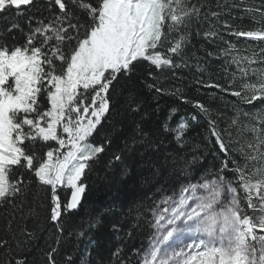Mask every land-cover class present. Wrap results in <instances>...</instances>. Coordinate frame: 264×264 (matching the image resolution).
I'll return each mask as SVG.
<instances>
[{
	"label": "snow or ice",
	"instance_id": "obj_1",
	"mask_svg": "<svg viewBox=\"0 0 264 264\" xmlns=\"http://www.w3.org/2000/svg\"><path fill=\"white\" fill-rule=\"evenodd\" d=\"M205 7V0H0V18L14 13L0 33V264H35L37 248L43 264H76L73 254L61 251L73 236L87 238L79 264H91L98 245L89 233L100 218L82 219L71 231L69 225L82 206L87 173L111 144L107 135L93 142L94 134L123 95L117 84L131 80L138 65L147 62L149 76L188 66L191 28L202 19L209 22L203 38L226 45L207 55L223 59L230 86L241 82L230 93L218 83L205 86L235 97L234 115L223 131L216 120H208V143L218 154V166L148 207L150 235L136 252V264H264V49L241 55L219 31L231 25L219 26L221 13ZM262 8L245 10L254 11L253 22L262 29H233L228 35L264 41ZM147 87L163 91L156 84ZM244 106L256 111H244ZM195 107L210 113L199 102ZM126 110H138L131 96ZM175 115L172 109L163 129L180 144L189 124L181 117L171 127ZM232 128L252 140L234 148L240 141ZM136 131L139 139L134 136L114 153L109 167L121 162L124 152L133 153L137 143H155L139 124ZM199 159L185 161L177 171L187 178ZM41 215L38 233L30 224ZM139 227L125 232L124 224L111 225L108 264H128L126 240Z\"/></svg>",
	"mask_w": 264,
	"mask_h": 264
},
{
	"label": "trees",
	"instance_id": "obj_2",
	"mask_svg": "<svg viewBox=\"0 0 264 264\" xmlns=\"http://www.w3.org/2000/svg\"><path fill=\"white\" fill-rule=\"evenodd\" d=\"M196 2V0H193ZM205 11H219V26L225 22L231 25V29L225 30L219 27L224 41H230L240 50L241 55L251 56L255 51L264 49V41H254L247 38H237L228 35L231 30H259L262 25L253 22L254 11L246 12V9L260 8L264 0H205ZM264 10V8H262ZM30 11H35L31 9ZM14 17V13L8 17L0 18V33L4 32L5 24ZM259 20L258 15L255 16ZM213 24L216 21H211ZM21 27L27 30L24 21ZM209 30V22L203 19L199 24H193L191 38L185 56L188 61L187 67L164 72L153 71V76L148 73L151 70L147 62L137 66L131 80L125 82L123 79L117 84V92L123 93L118 102L108 115L107 119L98 126L94 134L93 142L100 143L102 137L107 135L111 144L107 146L105 153L100 157L92 171L87 173V191L83 196L82 206L73 216L69 231H71L81 220L100 218L101 223L89 233V236L97 241V246L92 252L91 264H108V249L113 245V237L110 234L111 225L120 222L125 225L124 231L128 232L132 226L139 223L131 239L126 240L124 256L128 264H136L140 258L138 252L142 246L147 245L150 229L147 225V209L153 201H158L164 195H171L173 190H178L181 184L189 180L195 183L201 174L214 164L218 166L217 152L208 143L209 125L208 120L217 121L218 129L223 131L231 124L234 115V102L236 98L216 88L206 87L210 83H218L223 88L239 90L240 81L231 84V75L224 70L223 59L215 56L209 57L208 52L217 53L226 45L219 39L208 41L203 38V32ZM201 33L200 36L196 32ZM19 37L21 33H14ZM11 42V40L9 41ZM198 65L200 69L198 70ZM260 67L261 65H256ZM156 84L163 91L157 93L155 88L147 85ZM131 96L133 107L138 110L133 112L126 110L127 102ZM196 102L203 104L210 113H201L195 107ZM261 106L256 105V109ZM175 109L176 115L171 121V127H175L181 117L187 119L189 127L184 133L183 142L178 144L173 133L165 132L163 123L169 112ZM250 106H244V111L253 113L256 111ZM196 119L193 120L192 117ZM141 126L142 134L155 143L149 147L145 143H137L134 152H124V159L108 166V161L113 154L121 151L125 143L131 144L132 138L139 136L136 131L137 125ZM234 139L240 143L233 145L238 148L252 140L250 135L241 136L236 128H232ZM46 150V149H45ZM165 157L168 159L166 160ZM193 157L200 159L192 165L188 177L181 175L177 169L184 167L185 161H191ZM127 170L126 172L124 170ZM229 178L232 175L229 174ZM70 195V192H61V196ZM39 203V201H37ZM4 209L0 208V213ZM251 215V210H249ZM30 227L39 233L43 227V216L34 220ZM48 233L45 232L40 239V247H44ZM67 237V233H65ZM84 241H77L73 236L65 240L61 249L62 254L71 253L79 264V252L85 250ZM41 253L37 248L33 253L35 264H43L40 259Z\"/></svg>",
	"mask_w": 264,
	"mask_h": 264
}]
</instances>
